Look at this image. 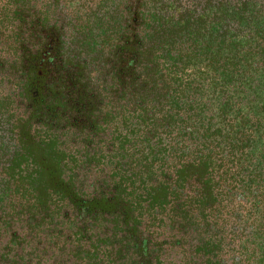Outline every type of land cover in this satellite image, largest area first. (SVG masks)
Returning <instances> with one entry per match:
<instances>
[{
  "label": "trees",
  "instance_id": "obj_1",
  "mask_svg": "<svg viewBox=\"0 0 264 264\" xmlns=\"http://www.w3.org/2000/svg\"><path fill=\"white\" fill-rule=\"evenodd\" d=\"M0 264H264V0H0Z\"/></svg>",
  "mask_w": 264,
  "mask_h": 264
},
{
  "label": "rangeland",
  "instance_id": "obj_2",
  "mask_svg": "<svg viewBox=\"0 0 264 264\" xmlns=\"http://www.w3.org/2000/svg\"><path fill=\"white\" fill-rule=\"evenodd\" d=\"M74 105L79 106L81 109V111H77V118H74V120L77 121V123L80 125L84 124V122H88L87 120L90 118V115L88 114H90V112L87 111L91 110L92 104L86 103L85 101L77 100Z\"/></svg>",
  "mask_w": 264,
  "mask_h": 264
},
{
  "label": "flooded vegetation",
  "instance_id": "obj_3",
  "mask_svg": "<svg viewBox=\"0 0 264 264\" xmlns=\"http://www.w3.org/2000/svg\"><path fill=\"white\" fill-rule=\"evenodd\" d=\"M34 96H36V92L34 93Z\"/></svg>",
  "mask_w": 264,
  "mask_h": 264
}]
</instances>
